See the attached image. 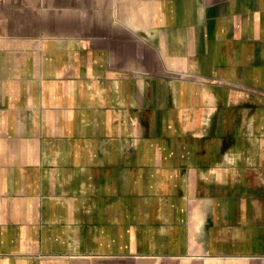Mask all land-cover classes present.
<instances>
[{"label": "crops", "instance_id": "0c3cea01", "mask_svg": "<svg viewBox=\"0 0 264 264\" xmlns=\"http://www.w3.org/2000/svg\"><path fill=\"white\" fill-rule=\"evenodd\" d=\"M2 45L110 152L0 193V264H264L166 245L264 243V0H0Z\"/></svg>", "mask_w": 264, "mask_h": 264}, {"label": "rangeland", "instance_id": "374dc122", "mask_svg": "<svg viewBox=\"0 0 264 264\" xmlns=\"http://www.w3.org/2000/svg\"><path fill=\"white\" fill-rule=\"evenodd\" d=\"M4 46L0 47V193L8 200L9 196H14L11 193L20 191L25 186L61 187L71 184L72 174L62 168L64 164H68L64 161L65 155L110 152V146L102 147L100 140L99 145L96 144L94 130L79 128V125L84 127L85 123L94 121L95 117L94 114L80 112L86 109L85 99H75L72 107L74 112L64 114V107L53 106L55 99L48 97L41 87L36 91L22 90V83L14 80V74L25 70L30 72V68L34 67L25 63L22 66L20 62L18 65L16 59L28 58L31 52L26 54L15 46ZM27 60L30 61L29 58ZM187 184H190V180ZM183 213V217L189 219L187 211ZM184 229L190 237V227ZM151 244L158 245L157 242ZM262 244L264 245L246 242L239 246L226 243L225 247L222 243L190 239L166 243L169 249H181L187 253L201 250L223 253L224 249L240 248L242 252H252L256 248H264Z\"/></svg>", "mask_w": 264, "mask_h": 264}]
</instances>
